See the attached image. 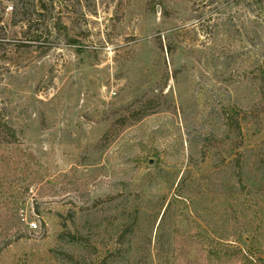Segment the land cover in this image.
<instances>
[{
	"label": "rangeland",
	"instance_id": "obj_1",
	"mask_svg": "<svg viewBox=\"0 0 264 264\" xmlns=\"http://www.w3.org/2000/svg\"><path fill=\"white\" fill-rule=\"evenodd\" d=\"M0 125V264H264V0H0Z\"/></svg>",
	"mask_w": 264,
	"mask_h": 264
},
{
	"label": "trees",
	"instance_id": "obj_2",
	"mask_svg": "<svg viewBox=\"0 0 264 264\" xmlns=\"http://www.w3.org/2000/svg\"><path fill=\"white\" fill-rule=\"evenodd\" d=\"M155 107V102L153 99H148L145 101V104H144V109L145 111L143 112V114L141 116H138V114L136 113L135 115L133 114V119L135 121H140L143 117L149 115L151 113V111H153ZM126 120V118H124V121ZM7 132H9L4 126H1L0 125V147L4 148V147H7L8 146V143H6V140L4 141L3 139H6L4 137V134ZM21 159H23V157H21ZM33 159V158H32ZM19 161V160H18ZM33 163H35L34 160H32ZM21 162V161H19ZM30 163V162H29ZM40 165V164H39ZM41 166V165H40ZM35 175L39 176L41 178V175L36 173ZM36 177V176H35ZM33 181L34 180H31V182L29 183V185H32L33 184ZM10 190L5 186L3 185L2 183L0 184V199H3L4 201H8V199L12 198V194L10 195ZM7 206H9V204L7 202H1L0 203V218H5L6 217V214L8 212H10L7 208ZM6 221V220H5ZM5 230H9L10 226H7V224L5 225ZM12 228V227H11ZM246 256H244L245 258ZM246 260H249V257L245 258ZM250 262V260H249Z\"/></svg>",
	"mask_w": 264,
	"mask_h": 264
},
{
	"label": "built area",
	"instance_id": "obj_3",
	"mask_svg": "<svg viewBox=\"0 0 264 264\" xmlns=\"http://www.w3.org/2000/svg\"><path fill=\"white\" fill-rule=\"evenodd\" d=\"M29 225H30V227H32L33 229H37V228H38V226H37L36 223H34V222L30 223Z\"/></svg>",
	"mask_w": 264,
	"mask_h": 264
}]
</instances>
